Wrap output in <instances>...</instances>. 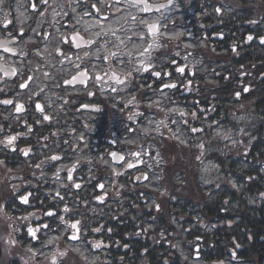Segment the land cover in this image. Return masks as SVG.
Here are the masks:
<instances>
[{
	"label": "flooded vegetation",
	"instance_id": "flooded-vegetation-1",
	"mask_svg": "<svg viewBox=\"0 0 264 264\" xmlns=\"http://www.w3.org/2000/svg\"><path fill=\"white\" fill-rule=\"evenodd\" d=\"M221 86L231 120L264 130V0H0V196L19 262L60 232L55 247L105 261L129 195L151 202L163 169L181 175L169 121H204Z\"/></svg>",
	"mask_w": 264,
	"mask_h": 264
},
{
	"label": "trees",
	"instance_id": "trees-1",
	"mask_svg": "<svg viewBox=\"0 0 264 264\" xmlns=\"http://www.w3.org/2000/svg\"><path fill=\"white\" fill-rule=\"evenodd\" d=\"M213 111L220 118V106ZM206 139V160L219 166L217 182L203 186L185 166L181 175L172 169L164 179L168 184L156 194L158 207L129 195L131 204L112 217L111 234L106 231L107 257L96 264H193L196 246L207 264H264V130L261 126L252 140L236 146ZM9 230L0 219V264H52L26 251L19 262ZM61 264L89 263L73 255Z\"/></svg>",
	"mask_w": 264,
	"mask_h": 264
},
{
	"label": "rangeland",
	"instance_id": "rangeland-1",
	"mask_svg": "<svg viewBox=\"0 0 264 264\" xmlns=\"http://www.w3.org/2000/svg\"><path fill=\"white\" fill-rule=\"evenodd\" d=\"M176 110H178V108L173 109L172 114ZM175 123L178 124V122H175ZM207 125H210V123H207ZM210 126H211L210 130H212L213 134L218 137L225 136V135H228L230 137L231 135L230 131L224 132V129L220 128L219 125H217V123L212 124ZM171 130L177 136H175V139L171 141L170 146L167 147L165 151H163L165 160L169 161L170 156L174 154L175 156H172V159L184 162V163H181L180 165L181 168L183 169V167L187 166L189 171L193 174V176H191V179L193 181H197L198 179L201 180V182L203 183V186H206V183L208 184L211 182L213 183L217 182L216 177L219 172V169H218L219 167L209 160L208 161L202 160L200 155L197 156L198 151L196 149L197 148L196 144L192 143V141L190 142L188 131L186 129L183 131L179 124L176 126L174 125L171 126ZM186 145H188V147H186ZM176 165H177L176 162L172 163L171 170L174 169ZM210 174H213V175H210ZM157 180L158 178L155 176L153 178V183H156ZM2 223L4 224V220H2ZM65 229L66 228H64L63 231ZM62 233L63 232H61L59 235H56L54 233H46L44 235V240H45L44 247L53 245L57 240L60 239V236ZM74 250L83 257L87 258L88 256H90V255H87V253L81 250V248L78 246H75ZM40 253L41 255H45L47 252L41 251ZM93 255H94L93 258L90 256L92 258L91 261L97 258L95 254ZM196 264H204V263L199 262Z\"/></svg>",
	"mask_w": 264,
	"mask_h": 264
},
{
	"label": "snow or ice",
	"instance_id": "snow-or-ice-1",
	"mask_svg": "<svg viewBox=\"0 0 264 264\" xmlns=\"http://www.w3.org/2000/svg\"><path fill=\"white\" fill-rule=\"evenodd\" d=\"M181 71H183V69H181ZM157 75H159V73H157ZM73 227H75V225H73ZM73 238H75V237H73Z\"/></svg>",
	"mask_w": 264,
	"mask_h": 264
}]
</instances>
